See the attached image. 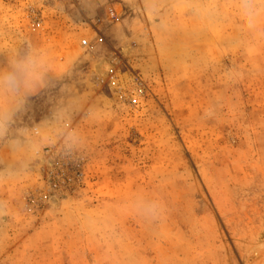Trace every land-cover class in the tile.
Segmentation results:
<instances>
[{"label":"rangeland","instance_id":"obj_1","mask_svg":"<svg viewBox=\"0 0 264 264\" xmlns=\"http://www.w3.org/2000/svg\"><path fill=\"white\" fill-rule=\"evenodd\" d=\"M176 2L0 0V65L28 45L53 61L20 122L75 102L86 140L0 181V264H264V42L237 47ZM12 162L0 144V169ZM136 191L163 201L160 220L128 211Z\"/></svg>","mask_w":264,"mask_h":264},{"label":"clouds","instance_id":"obj_2","mask_svg":"<svg viewBox=\"0 0 264 264\" xmlns=\"http://www.w3.org/2000/svg\"><path fill=\"white\" fill-rule=\"evenodd\" d=\"M174 7L189 15L198 28L230 29L235 33V45L249 52L264 42V0H177ZM52 70L50 53L31 45L10 49L6 63L0 65V144L13 160L0 169V181L15 180L32 161L43 160L47 146L59 145L58 152L66 156L86 147L81 132L71 127L70 112L75 102L54 108L39 124L28 126L20 122L28 111L30 97L49 86ZM243 76L242 71H233L226 74V82H237ZM99 118L98 111H89L90 121ZM127 208L147 223L160 220L166 212L163 201L145 191L131 194ZM3 209L0 204V211Z\"/></svg>","mask_w":264,"mask_h":264},{"label":"bare ground","instance_id":"obj_3","mask_svg":"<svg viewBox=\"0 0 264 264\" xmlns=\"http://www.w3.org/2000/svg\"><path fill=\"white\" fill-rule=\"evenodd\" d=\"M131 51L132 49L130 46L120 48V52L124 57H128L131 54ZM95 68L99 76L103 79H108L114 70V64L111 60L103 58L97 63Z\"/></svg>","mask_w":264,"mask_h":264}]
</instances>
